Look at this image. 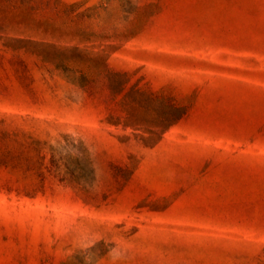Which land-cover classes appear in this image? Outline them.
<instances>
[{
  "label": "rangeland",
  "instance_id": "obj_1",
  "mask_svg": "<svg viewBox=\"0 0 264 264\" xmlns=\"http://www.w3.org/2000/svg\"><path fill=\"white\" fill-rule=\"evenodd\" d=\"M0 264H264V0H0Z\"/></svg>",
  "mask_w": 264,
  "mask_h": 264
},
{
  "label": "trees",
  "instance_id": "obj_2",
  "mask_svg": "<svg viewBox=\"0 0 264 264\" xmlns=\"http://www.w3.org/2000/svg\"><path fill=\"white\" fill-rule=\"evenodd\" d=\"M118 73V72H115ZM176 112L173 114V120L172 123L176 122L179 118H181L184 114H185V107L183 106H179V107H175Z\"/></svg>",
  "mask_w": 264,
  "mask_h": 264
}]
</instances>
